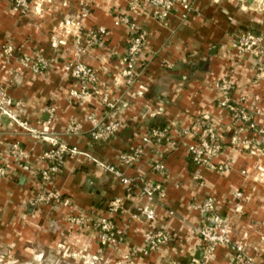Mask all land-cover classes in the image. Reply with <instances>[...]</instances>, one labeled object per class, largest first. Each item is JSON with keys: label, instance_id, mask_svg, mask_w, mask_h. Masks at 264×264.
Returning a JSON list of instances; mask_svg holds the SVG:
<instances>
[{"label": "crops", "instance_id": "obj_1", "mask_svg": "<svg viewBox=\"0 0 264 264\" xmlns=\"http://www.w3.org/2000/svg\"><path fill=\"white\" fill-rule=\"evenodd\" d=\"M189 1L184 19L176 9L162 24L142 0H35L43 13L26 16L0 0V47L9 43L14 48L9 62L0 60V87L18 104L13 109L18 122L46 127L77 150L66 157L53 182L66 202L32 208L28 202L49 188L36 175L45 166L41 156L48 144L0 115V164L6 169L0 180V264H245L237 258V246L251 264H264V155L230 145L231 115L218 106L223 93L217 87L220 79H229L231 99L264 128V77L252 84L257 64L248 55L238 56L232 45L242 32L264 33V10L255 11L249 0L245 5ZM252 3L263 6L264 0ZM117 15L129 17L131 24L118 23ZM101 29L103 41L88 47L86 34ZM136 31L146 39L135 65L139 76L127 84L121 58ZM34 55L50 61L43 74L32 75L18 62ZM75 62L90 67L97 78L96 91L83 100L70 96L78 85L64 71L65 64ZM104 95L117 102L114 108L103 105ZM92 113L102 123L118 122V134L107 142L92 141L87 120ZM152 123L166 125L167 143H142ZM69 124L80 130L68 133ZM205 124H213L221 137L223 149L212 163L222 171L193 164L188 153ZM11 143L27 155V168L9 156ZM136 147L142 150L137 162L122 164L120 155ZM159 164L165 167L163 175L156 170ZM107 165L159 184L163 197L147 202L137 191L127 197L104 169ZM208 197L229 221L231 243L218 245L204 259L196 234L204 215L197 206ZM115 201L120 207L116 224L125 227L120 244L101 247L92 227L71 225L69 218L79 214L107 216ZM144 203L155 211L153 224L139 215ZM151 227L165 230L171 240L145 254L143 239Z\"/></svg>", "mask_w": 264, "mask_h": 264}, {"label": "built area", "instance_id": "obj_2", "mask_svg": "<svg viewBox=\"0 0 264 264\" xmlns=\"http://www.w3.org/2000/svg\"><path fill=\"white\" fill-rule=\"evenodd\" d=\"M16 10L25 6V0H10ZM152 10V17L160 23H165L168 16L176 9L181 11V18H185L191 10L189 0H142ZM118 23L130 25V18L125 15L117 16ZM105 30H94L86 34V45L88 47L98 46L104 39ZM146 34L141 31H136L128 40V48L124 56L121 58V75L125 78L127 84H132L138 78L135 72V65L138 55L142 51ZM240 50L249 52L255 56L264 58V39L262 37L253 36L250 33L242 34L239 38ZM244 48V49H243ZM83 52L82 49L79 50ZM14 56V48L11 44H4L0 47V60L9 62L10 58ZM19 64L28 70L32 75H39L46 72L50 67V61L40 56L22 57L18 60ZM261 70L264 71V62L261 65ZM65 74L78 85L77 90H73L70 96L75 100H83L86 96L96 91L97 78L95 72L88 66L80 63H67L64 66ZM217 87L222 91L223 97L218 102V106L227 110L231 115L232 127L235 135L230 139V145L238 146L248 149L250 140L256 142L259 147V153L264 152V129L257 127L248 110L241 102H234L231 97L232 85L230 82L222 80L217 84ZM102 103L105 107L114 108L117 102H109L104 95ZM18 104H13L11 98L8 96L6 90L0 87V115L6 116L12 121L16 122L30 137L34 140H42L48 144V149L42 154L41 159L45 166L36 174L43 184L48 185L49 188L45 191L39 192L34 199L33 204L53 206L61 202H66L61 193L54 187L53 182L55 177L60 173L64 160L68 156H73L77 153L76 148L69 147L64 142L60 141L44 127L41 130L28 126L26 122H18L17 116L13 109ZM91 122L92 128L89 131V137L94 142H107L114 138L121 129L118 122H110L108 124L99 121L92 113L87 118ZM67 132L76 134L79 126L76 124H69ZM249 132L251 136L245 138L246 142L238 139L242 134ZM168 130L164 129H148L147 134L142 139L143 144L155 141L157 143H167ZM197 141L193 146L188 148V153L191 156V161L195 165H201L209 169L215 170L218 167L219 171L223 168L215 166L212 159L217 156L223 149L221 137L217 128L212 124H205L201 132L196 136ZM259 138V139H258ZM250 139V140H249ZM238 140V141H237ZM173 145V143H172ZM175 145V144H174ZM255 148V146H252ZM141 148L136 147L128 153L121 154L119 159L122 164L127 167L134 165L141 155ZM9 156L13 162L21 167L27 168V155L18 143H11L9 147ZM264 155V154H262ZM104 169L112 174L116 180L124 187L126 196L130 197L135 191L142 195L147 202L160 200L163 197V189L159 184H154L144 179L124 175L114 166L107 165ZM157 172L164 174L165 167L159 164L156 167ZM6 175V169L0 164V180ZM236 199L241 198L240 193L234 194ZM119 202L115 201L108 207V215L100 217L95 222V235L101 247H111L120 244L123 240L125 227L120 228L116 224V218L119 214ZM139 215L143 216L147 221H155V211L148 206L147 203L141 204L138 208ZM197 209L204 215V221L197 227L196 234L202 242L203 258L208 259L218 245H229L231 240L229 238L230 224L227 219H224L217 211L215 200L211 197L206 198L201 202ZM135 217V216H133ZM70 222L76 225H91L94 224L87 216L79 214L72 216ZM170 236L165 230H158L153 227L149 229L143 239V251L145 254L155 252L162 247H165L170 242ZM237 258L242 260L245 264H251L252 260L242 255V247L237 246Z\"/></svg>", "mask_w": 264, "mask_h": 264}, {"label": "rangeland", "instance_id": "obj_3", "mask_svg": "<svg viewBox=\"0 0 264 264\" xmlns=\"http://www.w3.org/2000/svg\"><path fill=\"white\" fill-rule=\"evenodd\" d=\"M9 1V3L11 4V8L15 11V12H19L20 13V15L21 16H26L27 14H31V12H33V13H36L37 15H41L42 13H43V10H42V8H40L41 9V11L42 12H39L38 10H37V5L36 4H34V1L35 0H25V6L24 7H20V8H18V10H16V8L14 7V5L11 3V1L10 0H8ZM237 1H239V3L240 4H242V5H245L246 4V2L248 1V0H237ZM249 2L251 3V5L250 6H252L253 5V7H254V9H255V11H263L264 10V5L262 6L261 4H254V3H252V0H249ZM262 3H263V1H262ZM117 16H120V15H117ZM245 33H250V34H252L253 36H256V37H262L263 39H264V33H255V32H253V31H250V30H248V31H245V32H242L241 34H239V36H237L236 37V39L234 40V42H233V48H234V50L236 51V53H237V55L238 56H240V57H243L244 55H248L249 57H250V59H252V62L253 63H256L257 65H256V67H257V70H256V72L254 73V75L252 76V79H251V83L252 84H256L257 82H258V80H260V79H262V77H264V71H262L261 70V65H262V63L264 62V58L261 60L259 57L260 56H255V55H253V54H251V53H249V52H244V51H242V50H240L241 48H240V46H239V38H240V36L242 35V34H245ZM7 44H9V43H7ZM244 49V48H243ZM19 58H22V57H19ZM19 58H18V60H19ZM46 59V58H45ZM235 62H237V59L235 60ZM49 69V68H48ZM47 69V70H48ZM46 70V71H47ZM137 79H135V81H136ZM222 80H224V81H226V82H229L228 80L229 79H227V78H223V79H220V83L222 82ZM233 91V86H232V89H231V92ZM250 115L252 116V118H253V113L252 112H250ZM261 128H263V127H261ZM264 129V128H263ZM235 135V133H233V135H232V137ZM237 135V134H236ZM235 135V136H236ZM251 136V134L249 133V132H247V133H245V134H242L241 136H240V138L238 139L240 142L241 141H243L244 140V142H246V139L245 138H249ZM259 139V138H258ZM237 140V141H238ZM250 140V139H249ZM250 146H249V148L248 149H244V148H242L241 147V145H238V146H232L233 148H242V150L243 151H251V150H257V148H259L257 145H256V142H255V140L254 141H252V140H250ZM252 146H255V148H252ZM255 150V151H256ZM260 154V153H259ZM262 154H264V152L262 153ZM261 154V155H262ZM34 199L35 198H33V199H31L29 202H28V205L29 206H31L32 208H37V205L38 204H33L34 203ZM44 206H47V205H44ZM119 212H120V209H119ZM107 213H108V209H107ZM100 217H103V216H97V217H88L87 216V219H89V220H91V222L94 224L93 226H91V225H84V226H87V227H92L93 229H94V231H95V222H96V220H98ZM70 220L72 219V218H69ZM71 223V225H73V226H78V225H76L75 223H73L72 224V222H70ZM83 225H80V226H78V227H82ZM10 263H12V264H16V262H10ZM25 264H27L26 262H24ZM31 263V262H30ZM33 264H35V262H33ZM45 264H50L49 262L48 263H45Z\"/></svg>", "mask_w": 264, "mask_h": 264}, {"label": "trees", "instance_id": "obj_4", "mask_svg": "<svg viewBox=\"0 0 264 264\" xmlns=\"http://www.w3.org/2000/svg\"><path fill=\"white\" fill-rule=\"evenodd\" d=\"M166 127V125H162V124H159V123H152L149 127V129H155V128H158V129H164Z\"/></svg>", "mask_w": 264, "mask_h": 264}]
</instances>
